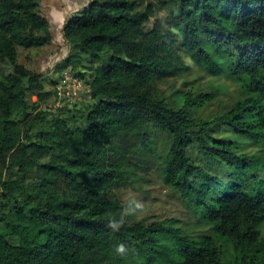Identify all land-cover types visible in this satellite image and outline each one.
<instances>
[{
	"label": "trees",
	"instance_id": "trees-1",
	"mask_svg": "<svg viewBox=\"0 0 264 264\" xmlns=\"http://www.w3.org/2000/svg\"><path fill=\"white\" fill-rule=\"evenodd\" d=\"M39 4L0 0V264H264V0L90 1L62 37L102 63L90 100L59 110L43 74L18 60L52 44ZM160 7L168 33L146 26ZM190 68L235 82L240 97L203 116L216 87L161 88ZM150 164L212 234L131 215L108 226L124 212L114 189Z\"/></svg>",
	"mask_w": 264,
	"mask_h": 264
},
{
	"label": "rangeland",
	"instance_id": "rangeland-1",
	"mask_svg": "<svg viewBox=\"0 0 264 264\" xmlns=\"http://www.w3.org/2000/svg\"><path fill=\"white\" fill-rule=\"evenodd\" d=\"M89 2L90 0H40L39 11L50 23L52 44L37 49H18L19 62L36 72H41L47 82L46 89L54 91L55 95L47 104L48 108L52 107L55 110H59L60 107L66 104L69 105V108L78 104L76 108H80L90 100L88 87L94 70L102 63V60L98 61L97 59L84 57L74 46L67 44L62 37L63 24L77 12L82 11ZM154 4L155 2L152 1V5ZM157 9V16L151 18L146 25L147 28L159 25L165 33L170 32L171 15L169 10L165 7ZM175 38V36L171 37L172 40ZM70 53L83 57L82 65L77 71L65 67L64 60ZM107 54L109 55L110 53L108 52ZM0 68L2 73L10 71V66L8 65H2ZM191 68H194L193 65H191ZM191 68L184 76L171 78L163 82L160 84L161 88L168 93L173 91L174 88L185 90L186 87H182V82L191 86L195 84L199 88L216 87L218 95L207 104L206 108L202 109L201 113L203 116L224 111L226 104H231L234 99L238 98V96L240 97L238 95L239 87L235 82L206 75L204 72L202 74L200 70L198 72L196 69ZM78 71L83 73L81 78L75 76ZM219 90L224 94L219 93ZM32 100H36V98L33 97ZM224 134L228 135L229 133L225 132ZM250 150L257 152L259 151V146L250 148L249 152ZM216 173L221 174L218 170ZM137 174L140 177L139 183L133 188L120 186L114 189L123 206V211L133 200L141 201L144 204L142 215H131L134 220H144L147 223L166 219L176 220V225L182 227L187 234L192 236L212 234L211 225H206L202 220L198 219L195 215L196 213L186 208L178 198V195L162 184L154 165L150 164L149 168L138 169ZM224 181L226 182L227 179ZM257 229L264 233V219L257 225Z\"/></svg>",
	"mask_w": 264,
	"mask_h": 264
},
{
	"label": "clouds",
	"instance_id": "clouds-1",
	"mask_svg": "<svg viewBox=\"0 0 264 264\" xmlns=\"http://www.w3.org/2000/svg\"><path fill=\"white\" fill-rule=\"evenodd\" d=\"M90 1H92V0H90ZM143 210H144V204L141 201L133 200L124 209V212L122 213L120 220L119 221H117L115 219L110 220L108 226L110 228H112L114 231H118L120 229V227L122 226L123 222H124V217L125 216L137 215V214H141L142 215L143 214ZM116 252L119 255H121V256H125L127 254V252H128V248H127L126 245L120 244V245H118L116 247Z\"/></svg>",
	"mask_w": 264,
	"mask_h": 264
}]
</instances>
